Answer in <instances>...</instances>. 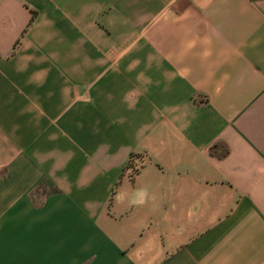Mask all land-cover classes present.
Returning a JSON list of instances; mask_svg holds the SVG:
<instances>
[{
	"label": "crops",
	"instance_id": "1",
	"mask_svg": "<svg viewBox=\"0 0 264 264\" xmlns=\"http://www.w3.org/2000/svg\"><path fill=\"white\" fill-rule=\"evenodd\" d=\"M0 264H264V0H0Z\"/></svg>",
	"mask_w": 264,
	"mask_h": 264
},
{
	"label": "built area",
	"instance_id": "2",
	"mask_svg": "<svg viewBox=\"0 0 264 264\" xmlns=\"http://www.w3.org/2000/svg\"><path fill=\"white\" fill-rule=\"evenodd\" d=\"M143 155H131L124 167L123 173L129 178H133L144 166Z\"/></svg>",
	"mask_w": 264,
	"mask_h": 264
},
{
	"label": "trees",
	"instance_id": "3",
	"mask_svg": "<svg viewBox=\"0 0 264 264\" xmlns=\"http://www.w3.org/2000/svg\"><path fill=\"white\" fill-rule=\"evenodd\" d=\"M43 183L47 186H49V192H57L56 187L48 180L43 181Z\"/></svg>",
	"mask_w": 264,
	"mask_h": 264
}]
</instances>
